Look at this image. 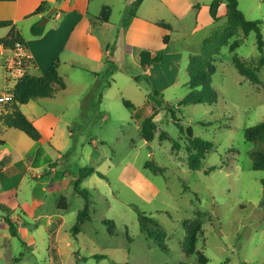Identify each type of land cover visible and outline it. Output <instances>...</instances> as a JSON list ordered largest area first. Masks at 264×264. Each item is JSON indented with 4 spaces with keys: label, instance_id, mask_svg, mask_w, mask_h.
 Listing matches in <instances>:
<instances>
[{
    "label": "rangeland",
    "instance_id": "obj_1",
    "mask_svg": "<svg viewBox=\"0 0 264 264\" xmlns=\"http://www.w3.org/2000/svg\"><path fill=\"white\" fill-rule=\"evenodd\" d=\"M238 2L248 19L263 21L264 35V0ZM198 7L178 28H162L164 36H172L168 49L164 43V51L177 56L173 61L180 68V84L154 91L161 84L143 66L127 62L122 69H113L114 76L106 78L102 87L99 81L104 73L76 70L65 78L67 90L56 94V100H47L60 117L67 140L60 174L68 170L79 175L81 169L94 167L105 177L94 173L80 185L90 193V219L78 234L73 227L86 198L76 192L71 195L74 186L68 190V236L62 254L50 251L52 259L48 257L46 236L37 239L38 250H28L18 241L12 251L17 254L20 248L25 256L16 264H202L197 252L183 250L186 222L201 225L196 250L208 257L206 264H264V171L253 169L251 154L264 143L250 142L245 136L248 127L264 121V50L258 48L255 31L245 36L239 29L213 59L212 87L217 100L180 106L192 91L186 82L191 58L202 55L205 41L215 47L216 34L227 23L226 17L197 30ZM119 18L115 7L112 19ZM25 32L30 36L26 28ZM235 40L240 46L232 51ZM235 56L255 70L258 82L239 72ZM161 66L163 84H167L176 69L169 71V63ZM149 109L164 115L152 141L142 138L139 127ZM189 126L195 136L214 144L199 170L189 166ZM161 132L166 133L165 139ZM149 161L161 170L146 168ZM140 213L166 231L165 249L142 231ZM0 264L7 262L3 259Z\"/></svg>",
    "mask_w": 264,
    "mask_h": 264
},
{
    "label": "crops",
    "instance_id": "obj_2",
    "mask_svg": "<svg viewBox=\"0 0 264 264\" xmlns=\"http://www.w3.org/2000/svg\"><path fill=\"white\" fill-rule=\"evenodd\" d=\"M43 2L50 4L49 11L34 15ZM133 2L0 0V20H12L13 27L25 39L34 63L30 73L44 75L53 62L60 60L59 73L66 80L68 74L79 69L94 74L104 73L99 87L104 86L106 78L114 76L113 69H122L127 62L141 66L140 51L169 48L172 36L165 48V32L158 22L163 21L176 29L199 6L196 29L216 23L210 14V4H202L203 0H143L135 16L131 14ZM105 6L111 7L112 14L109 21L101 22L97 18ZM115 7L121 18L114 22ZM226 13V0H223L218 11L219 21L226 18ZM44 18H48L44 25L39 24ZM35 24L44 27L41 35L32 33ZM25 28L30 31V36H26ZM10 30L11 27L0 29V39L8 36ZM164 55L162 63H154L144 69L155 83L161 84V88H154V91L162 92L170 85L181 83L180 68L174 63L177 56H168L165 51ZM165 63L170 64L169 71L176 69L173 79L167 84H163V71L160 69ZM15 85L6 78L0 66V91ZM47 100H56V97L34 99L20 106L23 113L42 130L41 140L36 141L15 128H7L0 133V260L4 259L7 264H16V260L22 261L25 256L20 248L17 254L12 251L15 242H21L28 250H38L37 239L46 236L50 243L46 248L47 254L52 259L50 251L62 254L63 242L68 236L65 211L70 203L64 198L68 199V190L79 175L68 170L60 174L59 166L63 165L64 158L62 150L67 140L63 138L65 129L60 125V117ZM153 113H156L154 120L159 128L164 116L161 111L149 109L143 120ZM69 134L73 135L72 130ZM39 170L41 174L37 173ZM71 191L74 195V187ZM8 219L15 224L19 237L12 235Z\"/></svg>",
    "mask_w": 264,
    "mask_h": 264
},
{
    "label": "trees",
    "instance_id": "obj_3",
    "mask_svg": "<svg viewBox=\"0 0 264 264\" xmlns=\"http://www.w3.org/2000/svg\"><path fill=\"white\" fill-rule=\"evenodd\" d=\"M58 2L62 0H57ZM223 0H213L210 4V14L212 18L217 22L219 20V7ZM143 0H134L131 8V14L136 15L139 6ZM227 5V23L224 29L217 32L218 40L216 41L215 47L209 46V40L205 41L204 51L202 55H196L191 58L188 72L189 80L187 85L192 89L190 94L184 97L179 105L189 104H212L217 100V94L212 87V75L216 72V65L214 64V56L219 53L220 47L228 44L229 39L235 37L237 31L242 29L245 36L250 32L255 31L257 36L258 48L264 50V35L262 31V20H251L246 17L244 12L239 7L238 0H226ZM50 9L48 2H43L33 13L40 14L46 13ZM112 10L110 6L103 7L98 20L101 22H107L110 20ZM160 27L166 30H172V26L163 21L157 23ZM11 27L8 36L0 39L5 42L8 46H12L15 40H20L26 44L25 39L13 27L12 20H0V29ZM44 31V27L39 24L32 26V33L34 35H41ZM164 43L168 44L170 41V35H166L163 38ZM240 46V42L235 40L231 45V50L234 51ZM165 58L164 51H151L142 50L139 52L140 64L144 68L150 67L154 63L163 61ZM264 65V57L261 59ZM234 64L239 72L244 75L247 79L258 82V76L253 68L246 65L238 56L234 57ZM60 60L53 62L47 69L46 73L41 76L34 75L32 73L25 74L22 79L16 83L12 88L11 93L13 95L12 101L5 105L0 110V133L7 128H15L21 130L30 138L39 141L43 137V132L39 129L21 110L20 106L26 104L31 100L39 98H53L56 94L66 89L65 79L59 73ZM139 80V78H137ZM128 107H133L130 101H124ZM172 112L173 120L176 121L175 113ZM156 113L147 116L141 123L140 135L147 141H152L156 137L159 128L154 120ZM187 139L189 141V166L192 170H199L202 168L203 161L207 154L213 149L214 144L209 140H204L201 137H197L194 134L193 128L189 126L186 129ZM166 133L161 132V139H165ZM246 139L250 142L260 140L264 143V121L257 123L254 126L248 127L245 132ZM253 157L252 167L254 170L264 171V147L256 149L251 152ZM146 168H151L153 171L161 170V167L154 165L151 161L147 162ZM97 173L101 177H105L102 172L97 171L94 167H85L81 169L79 177L73 182L74 190L77 194L82 195L86 198L85 207L79 211L77 222L73 227V231L78 234L81 231V225L90 219V198L89 191L87 189H81L80 183L84 177L91 176ZM264 183V179H263ZM67 202V199L64 198ZM10 224V230L12 235L19 237L15 224L8 219ZM114 225V223H111ZM140 224L142 231H144L148 237L155 238L156 241L165 249V239L167 233L162 229L159 224L150 216L140 213ZM187 227V236L183 244V250L187 254H193L195 252L199 255V261L202 264L208 262V257L202 252L196 250V244L198 240V233L201 232V225L198 222H191ZM99 257H104L100 255Z\"/></svg>",
    "mask_w": 264,
    "mask_h": 264
},
{
    "label": "built area",
    "instance_id": "obj_4",
    "mask_svg": "<svg viewBox=\"0 0 264 264\" xmlns=\"http://www.w3.org/2000/svg\"><path fill=\"white\" fill-rule=\"evenodd\" d=\"M27 46L20 40H15L12 46H8L0 40V66L9 81L18 83L22 77L31 72L33 66ZM12 88L0 91V110L12 101Z\"/></svg>",
    "mask_w": 264,
    "mask_h": 264
},
{
    "label": "water",
    "instance_id": "obj_5",
    "mask_svg": "<svg viewBox=\"0 0 264 264\" xmlns=\"http://www.w3.org/2000/svg\"><path fill=\"white\" fill-rule=\"evenodd\" d=\"M50 13H52V12H50ZM43 20L44 21H42L41 25H44V22H46L48 20V18H44Z\"/></svg>",
    "mask_w": 264,
    "mask_h": 264
}]
</instances>
